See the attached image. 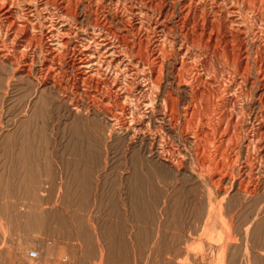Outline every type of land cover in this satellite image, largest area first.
Returning a JSON list of instances; mask_svg holds the SVG:
<instances>
[{
    "label": "bare ground",
    "instance_id": "bare-ground-1",
    "mask_svg": "<svg viewBox=\"0 0 264 264\" xmlns=\"http://www.w3.org/2000/svg\"><path fill=\"white\" fill-rule=\"evenodd\" d=\"M238 10L253 13L249 35ZM263 22L264 0H0V65L75 117L103 122L110 136L147 143L128 177L135 203H144L156 169L175 182H200L208 192L202 252L216 264H264ZM214 67L220 74L231 68L230 83L217 86ZM231 84L239 95L224 97ZM239 96L251 107L245 123L234 120ZM168 130L183 148L167 139ZM72 131L69 154L90 159L88 134L77 125ZM232 193L261 199L253 228L239 238L223 207ZM186 203L182 195L170 207L180 212ZM22 254L13 259L22 263Z\"/></svg>",
    "mask_w": 264,
    "mask_h": 264
},
{
    "label": "rangeland",
    "instance_id": "rangeland-1",
    "mask_svg": "<svg viewBox=\"0 0 264 264\" xmlns=\"http://www.w3.org/2000/svg\"><path fill=\"white\" fill-rule=\"evenodd\" d=\"M230 4L236 7L233 2L227 7ZM237 14L239 26L249 35L253 13ZM90 22L85 19L83 29L89 31ZM5 68L0 65V264H216L199 244L208 209L204 185L189 179L175 182L156 169L144 203H135V185L128 177L140 166L147 143L110 136L103 122L75 117L52 95ZM215 75L221 88L233 76L231 68L221 74L216 69ZM239 91L231 84L222 95L232 98ZM246 99L239 96L234 110V120L242 123L251 110ZM76 125L83 127L95 149L81 162L69 154ZM165 134L183 148L172 131ZM182 195L187 203L176 212L171 201ZM255 200L232 193L224 202L237 238L247 226L253 228L251 217L260 196ZM20 249L24 260L17 263L13 255ZM30 251L37 257H30Z\"/></svg>",
    "mask_w": 264,
    "mask_h": 264
},
{
    "label": "built area",
    "instance_id": "built-area-1",
    "mask_svg": "<svg viewBox=\"0 0 264 264\" xmlns=\"http://www.w3.org/2000/svg\"><path fill=\"white\" fill-rule=\"evenodd\" d=\"M29 256L32 258H36L37 257V252L36 251H30Z\"/></svg>",
    "mask_w": 264,
    "mask_h": 264
}]
</instances>
